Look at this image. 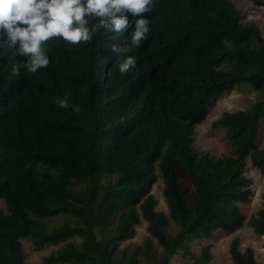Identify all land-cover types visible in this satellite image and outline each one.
I'll list each match as a JSON object with an SVG mask.
<instances>
[{"label": "trees", "instance_id": "trees-1", "mask_svg": "<svg viewBox=\"0 0 264 264\" xmlns=\"http://www.w3.org/2000/svg\"><path fill=\"white\" fill-rule=\"evenodd\" d=\"M144 16L150 32L139 47L130 46L138 17L129 13L123 32L101 29L79 45L52 39L51 62L35 74L21 68L16 76L12 67L26 57L5 59L0 41V264H26L23 238L35 248L61 243L45 264H169L189 253L190 241L242 224L238 203L251 193L246 156L264 173V146L256 144L264 126L262 29L240 20L232 0H154ZM128 56L136 63L121 73ZM239 84L260 97L211 124L225 129L233 155L197 151L195 125L212 99ZM65 96L67 109L55 103ZM34 162L52 167L44 183L25 169ZM178 169L193 183L190 200ZM159 178L167 214L151 193ZM261 198L247 224L264 238V192ZM58 216L57 226L44 220ZM141 221L157 246L146 239L120 248ZM74 237L80 242L68 241ZM238 244L235 236L228 247L235 264H261ZM211 259L205 245L186 264Z\"/></svg>", "mask_w": 264, "mask_h": 264}, {"label": "rangeland", "instance_id": "rangeland-1", "mask_svg": "<svg viewBox=\"0 0 264 264\" xmlns=\"http://www.w3.org/2000/svg\"><path fill=\"white\" fill-rule=\"evenodd\" d=\"M239 11V18L243 22H254L258 24L264 36V4H258L252 0H232ZM259 94L248 88L244 84L236 85L230 91L223 93L221 96L211 100L207 107V113L204 121L195 125L192 143L197 151L206 150L214 158L223 155H233L232 148L227 141L224 128L213 129L211 124L220 114L227 111H236L244 109L248 104L257 99ZM256 144L259 148L264 146V126L258 132ZM25 169L31 172L40 183L46 181V173L52 170V167L44 162L29 163ZM245 176L249 179L248 186L251 188L249 201L238 203V209L243 215L242 224L234 231H216L209 238H197L189 242V253L184 255L178 252L170 259L169 264H186L197 256L201 248L205 245L209 247L212 259L209 264H235L228 252L229 243L233 237L239 238V249L250 247L254 251L255 259L264 264V238L262 235L256 234L247 224L248 218L255 214L262 206L261 195L264 192V173L251 165L248 155L246 156ZM178 183L185 189L188 200L192 197V185L189 176L181 169L176 171ZM164 182L159 178L151 188V193L156 199L155 209L163 211L167 214V206L163 198ZM3 207V202H0ZM49 227L57 226L64 218L62 216L44 219ZM147 223L141 221L135 226V233L132 237L123 241L120 248L131 247L133 245H141L146 239H151L153 246L156 245L154 238L147 231ZM177 227L168 220L167 230L174 233ZM68 241L80 242L79 237L70 238ZM22 250L25 256L26 264H45L43 257L57 250L60 244H47L39 248H35L31 242L23 238L21 239ZM160 248L157 247V250Z\"/></svg>", "mask_w": 264, "mask_h": 264}, {"label": "clouds", "instance_id": "clouds-1", "mask_svg": "<svg viewBox=\"0 0 264 264\" xmlns=\"http://www.w3.org/2000/svg\"><path fill=\"white\" fill-rule=\"evenodd\" d=\"M153 8L154 0H0L1 48L5 59L26 57L12 67L16 76L21 74V68L35 74L51 62L46 45L52 39L79 45L90 42L101 29L123 32L129 23V13L138 17L130 46L139 47L150 32V20L144 14ZM93 20L97 22L90 24ZM112 49L128 51L120 45H112ZM135 63L136 59L128 56L118 65L120 72H127ZM55 103L63 109L69 107L67 96ZM80 110L79 106L73 109L76 113Z\"/></svg>", "mask_w": 264, "mask_h": 264}]
</instances>
